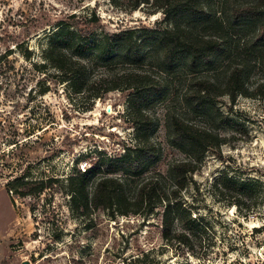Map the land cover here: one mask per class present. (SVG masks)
<instances>
[{"label":"rangeland","instance_id":"obj_1","mask_svg":"<svg viewBox=\"0 0 264 264\" xmlns=\"http://www.w3.org/2000/svg\"><path fill=\"white\" fill-rule=\"evenodd\" d=\"M155 10L151 3L132 9L113 0H0V264H264V51L242 55L248 61L247 94L234 101L228 95L218 98L237 128H219L226 142L206 153L183 191L201 218L193 248L165 241L160 213L145 219L103 210L83 216L70 209V196L61 186L75 168L93 165L99 153L118 156L134 146L141 120L161 150L150 171L164 174L171 162L187 158L170 142L169 113L212 127L186 110L184 76L171 83L154 61L95 66L90 76L104 75L120 88L103 92L106 82L95 84L102 94L93 102L87 94L74 93L59 81L57 70L43 64L49 35L72 14L77 17L71 21L99 19L90 29L102 35L158 21L165 25L164 14ZM131 69L146 73L149 85L169 83L141 103L149 118L133 113L132 89L126 80H116ZM89 154L93 157L83 158ZM223 172L251 179L248 195L216 193L214 183ZM21 175L59 181L53 189L23 196L8 190Z\"/></svg>","mask_w":264,"mask_h":264},{"label":"trees","instance_id":"obj_2","mask_svg":"<svg viewBox=\"0 0 264 264\" xmlns=\"http://www.w3.org/2000/svg\"><path fill=\"white\" fill-rule=\"evenodd\" d=\"M113 1L132 9L151 3L156 7L153 13L164 14L166 24L158 21L142 29L96 35L90 27L99 19L93 16L85 21H71L77 17L72 14L68 20L57 23L49 35L43 49V64L57 70L59 81L68 84L74 93L87 94L92 101L102 94L95 84L106 82L104 75L95 79L90 76L95 66L119 62L134 67L154 61V66L170 78L169 82L174 83L179 74L184 76L181 98L186 110L206 119L212 127L201 126L176 112L169 113L170 142L187 158L171 162L164 174L150 171L160 159L161 150L141 120L136 123L134 146L118 156L99 153L93 165L75 168L61 188L70 196V209L79 215L91 216L103 210L112 216L134 214L149 219L160 213L165 241L190 249L201 218L183 198V191L192 182L206 153L226 142L219 128H237L236 121L218 104V98L228 95L234 101L238 94H247L245 56L264 51V0ZM121 79L132 89L133 113L142 119L149 118L142 112L143 100L161 94L169 86L160 81L149 85L147 74L133 69L118 74L116 80ZM103 86V92L120 88L117 81ZM58 181L57 177L30 179L21 175L8 184V190L23 196L34 195L55 188ZM251 183V179H237L223 172L215 180L214 190L230 197H245Z\"/></svg>","mask_w":264,"mask_h":264},{"label":"water","instance_id":"obj_3","mask_svg":"<svg viewBox=\"0 0 264 264\" xmlns=\"http://www.w3.org/2000/svg\"><path fill=\"white\" fill-rule=\"evenodd\" d=\"M25 264H27V263L25 262Z\"/></svg>","mask_w":264,"mask_h":264}]
</instances>
